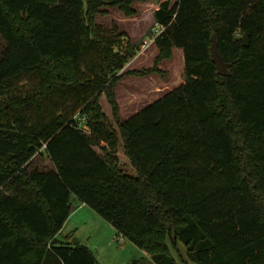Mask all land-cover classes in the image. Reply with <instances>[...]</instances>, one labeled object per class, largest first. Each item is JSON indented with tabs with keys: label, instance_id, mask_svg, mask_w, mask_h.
Here are the masks:
<instances>
[{
	"label": "trees",
	"instance_id": "1",
	"mask_svg": "<svg viewBox=\"0 0 264 264\" xmlns=\"http://www.w3.org/2000/svg\"><path fill=\"white\" fill-rule=\"evenodd\" d=\"M134 1L0 0V264H98L57 237L80 203L154 264H178L180 244L195 264H264V0H163L153 65L120 71L132 45L94 18L133 16ZM173 47L183 82L120 120L116 83L163 75ZM23 76L34 83L20 90ZM118 137L134 173L94 148ZM42 153L52 166L31 168Z\"/></svg>",
	"mask_w": 264,
	"mask_h": 264
},
{
	"label": "rangeland",
	"instance_id": "2",
	"mask_svg": "<svg viewBox=\"0 0 264 264\" xmlns=\"http://www.w3.org/2000/svg\"><path fill=\"white\" fill-rule=\"evenodd\" d=\"M163 0H136L131 6L136 9L133 16L127 17L118 6L106 8V13H97L95 22L106 28L116 27L118 31L124 33L122 46L126 41L132 45V54L124 64L122 70L147 68L153 65L157 54V47L154 44L155 29L157 26L153 12L157 9ZM171 4L177 0H169ZM154 38L147 46H143L144 41ZM3 47V41L0 38V50ZM117 49L122 50L119 46ZM159 68L164 72L152 73L142 77L126 76L116 83L114 87L115 98L118 104L117 116L120 120L128 118L154 99L159 97L165 91L178 86L184 79V61L181 48L173 47L172 57L159 63ZM18 83V89L24 90L30 87L34 80L31 81L27 76H23ZM16 86V85H15ZM20 87V88H19ZM19 90V91H20ZM99 105L104 113L108 126L118 134V126L115 116L112 113L105 94L99 97ZM77 113V112H76ZM75 113V114H76ZM83 129L90 133V130L82 126ZM117 147L110 148L108 142L99 141L94 148L98 152L109 151L113 163L124 171L134 173V169L124 154L123 142L118 137ZM110 157V158H111ZM31 168H50L51 162L45 154H36L29 162ZM65 232H70V242H78L87 245L94 253L98 264H154L144 250L133 244L126 238H121L115 228L100 217L96 212H92L87 207H82L70 220L65 227ZM65 240L62 235L57 236ZM181 253L171 249V253L178 264H195L187 258L183 244H180ZM186 261V263L184 262Z\"/></svg>",
	"mask_w": 264,
	"mask_h": 264
},
{
	"label": "water",
	"instance_id": "3",
	"mask_svg": "<svg viewBox=\"0 0 264 264\" xmlns=\"http://www.w3.org/2000/svg\"><path fill=\"white\" fill-rule=\"evenodd\" d=\"M210 54L212 61L216 65V72L220 75H227L228 74V68L230 66L229 62H225L223 57L220 55L217 49V42L215 40V36L212 35L210 38ZM242 43L243 45L248 44V34L244 33L242 35Z\"/></svg>",
	"mask_w": 264,
	"mask_h": 264
},
{
	"label": "crops",
	"instance_id": "4",
	"mask_svg": "<svg viewBox=\"0 0 264 264\" xmlns=\"http://www.w3.org/2000/svg\"><path fill=\"white\" fill-rule=\"evenodd\" d=\"M127 63V62H126ZM123 69V68H122ZM120 71H123V70ZM82 207H87L89 210H91L92 212H95L94 210H92L89 206H87L84 203H80L76 206V208L70 213V215L68 216V218L66 219V221L64 222L63 227L61 228V230L59 231V233L57 234V236H60L63 234V236L65 237V240L69 241L70 240V232L71 230H68L67 232H65V227L67 226V224L69 223V220L73 217L76 216L77 212L82 208ZM72 233V232H71ZM145 252V251H143ZM145 254L148 256V254L145 252ZM152 262V261H151ZM153 263V262H152Z\"/></svg>",
	"mask_w": 264,
	"mask_h": 264
},
{
	"label": "built area",
	"instance_id": "5",
	"mask_svg": "<svg viewBox=\"0 0 264 264\" xmlns=\"http://www.w3.org/2000/svg\"><path fill=\"white\" fill-rule=\"evenodd\" d=\"M157 26L159 27V29H155V34H153L154 38H155V37L161 32V30H162V26H161V25L157 24ZM154 38L151 37L149 40L144 41L143 46H144V47L147 46L150 42L153 41ZM121 238H122V237H121Z\"/></svg>",
	"mask_w": 264,
	"mask_h": 264
}]
</instances>
